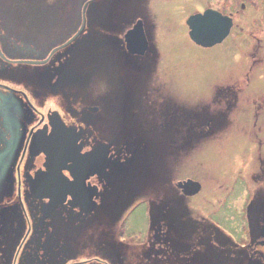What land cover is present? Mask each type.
<instances>
[{"label":"flooded vegetation","instance_id":"af4514ba","mask_svg":"<svg viewBox=\"0 0 264 264\" xmlns=\"http://www.w3.org/2000/svg\"><path fill=\"white\" fill-rule=\"evenodd\" d=\"M50 1L54 8L50 11L54 13L30 20L44 29L36 34L34 29L22 33L16 24L6 25L11 16L0 13L3 22L0 28V264H110L93 254L81 258L75 247L92 242L91 231L96 232L94 239L100 235L98 221L102 219V231L104 226L108 227L110 238L100 236L101 241L109 242L106 254L116 257L112 246L114 241L122 240V219L125 214L128 219L137 212L143 213L149 229V238L141 240H151L148 250L151 254L119 255L122 260L142 264H264V197L261 195L254 199L260 207L253 209L257 218L249 223V236L244 241L218 229H210L215 233L213 239L196 238L186 244L179 241L185 238L187 229L192 233L197 230L193 226V200L198 192L180 187L175 196L174 189H163L165 181L171 182L169 176L174 178L185 172L177 173L180 169L174 165V171L168 172L166 165L171 159L179 161L181 156L195 158L197 146L205 144L212 133V116L206 109V122L198 125L200 117L194 115V107L164 95V88L170 97L176 96L177 90L173 83L163 81L155 73L161 56L150 41L163 20L179 17L188 40L196 47L211 49L234 40L247 50L246 55L255 68V54L259 53V64L264 48V0ZM103 1L107 4L100 7ZM64 2L68 13L57 14L58 6ZM35 3L44 4L43 0ZM112 4L122 5L124 9L120 25L116 23ZM251 12L250 18L242 19ZM196 15L231 23L221 44L204 48L191 38L187 21ZM139 23L148 44L142 55L132 54L126 42V35ZM74 37L77 39L72 42ZM57 39L60 41L54 45ZM76 50L79 52L75 53ZM22 55L34 58H15ZM103 61H108V66L99 67ZM24 62L38 67L31 73L32 78L16 82L4 77L11 74V65ZM98 69L109 73L112 86L95 97L88 91L85 98L84 89L90 87ZM236 85V82L227 83L219 96L216 94L218 100L220 95L229 102L238 100L242 93L236 91ZM166 98L171 102L160 110L153 109L151 113L143 110V105L149 109ZM59 118L79 135L82 154L92 152L100 144L108 148L104 150L109 160L104 175H94L86 181L87 187L97 188L94 208L75 205L71 196L63 204L52 207L49 199H35L30 191L28 178L37 171H46V156L33 149V140L49 136ZM245 130L248 134L254 132L247 126ZM121 170L130 177L120 185L125 189L124 195L116 199L112 198L115 190L112 183ZM260 171L262 167L254 178ZM63 173L72 180L67 171ZM187 181L197 183L191 177L180 182ZM177 196H183V208ZM104 199H109L107 207L102 205ZM124 206L119 214L117 209ZM9 219L12 225L5 229ZM130 243L131 247L138 245L132 244L133 240L124 244ZM189 251L191 255H187Z\"/></svg>","mask_w":264,"mask_h":264},{"label":"rangeland","instance_id":"374dc122","mask_svg":"<svg viewBox=\"0 0 264 264\" xmlns=\"http://www.w3.org/2000/svg\"><path fill=\"white\" fill-rule=\"evenodd\" d=\"M68 1L71 3L73 0ZM43 3V5L36 4L35 0H0L2 8L0 13H9L7 15L11 16L6 25L16 24V29L22 33L34 29L36 34L44 29L39 23L35 22L34 25L30 20L33 17L54 13L50 11L53 8L51 7L53 1L43 0ZM106 4L103 1L99 6ZM121 6L112 4L117 25H120L124 19L125 13ZM58 8L60 12L57 14L68 13L65 2ZM250 14L252 12L247 13L242 19L250 18ZM2 24L1 21L0 28ZM63 24L65 25V22ZM234 35L235 32L232 37ZM224 39L216 44H221ZM59 41V39L54 40L53 44L56 45ZM150 41L152 47H155L161 56L160 65L156 69L158 71L155 73L163 81L173 83L177 90L176 96L170 97L171 94L164 88V95L175 100L174 102L194 107V115L200 117L198 125L206 122L204 116L206 109L212 116V119L210 118L212 133L205 144L197 146L195 158L191 160L192 155L190 159L181 156L179 161L175 162L171 159V163L166 165L168 172H173L174 166L180 169L177 173L185 172L178 176L174 175V178L169 176L172 178L171 182L169 184L165 181L163 189H174L176 196L175 192L179 191L182 185L180 181L187 177L194 178L200 185V190L193 200L195 210L193 226L197 230L192 233L187 229L185 238L183 240L179 238V241L186 244L196 238L213 239L215 233L211 231L212 229L229 233L233 238L244 241L249 236V223L257 218L253 209L257 210L260 207L254 199L259 195L264 197V48L260 52L259 64H257L259 53L255 54V68L251 66V61L246 55L247 50L242 45L235 44L234 40V42L228 40L211 49L198 48L188 40L183 21L179 17L171 21L163 20L161 27ZM15 58L34 57L22 55ZM21 64L11 65L9 72L11 74L4 77L8 80L15 79L16 82L32 78L31 73L38 67L26 65V62ZM94 74L96 76L92 79L90 87L84 89L85 98L88 96V91L95 97L97 93H105L112 86L109 73L98 69ZM230 82L237 83L236 91L241 90L242 96H239L238 100L229 102L220 95L218 100L216 94L219 96V91ZM149 86H152V83ZM165 87L167 88V85ZM168 98L160 100L159 103L155 102L149 109L143 105V110L145 109L146 113L147 111L151 113L157 108L160 110L170 104ZM245 126L251 131L254 129L253 134L246 133ZM260 167H262L260 175L254 178ZM178 198H180L178 204L183 208L185 200L183 196ZM122 210L123 208L117 209V212ZM126 219L127 214L122 219V240L114 241L112 246V250H116L112 251L116 257L112 258L106 254L105 247L109 242L101 241V238H110L108 227L104 226L102 231V219L98 221L100 235L97 234V238L94 239L96 232L91 231L92 242L75 247L77 255L85 258L87 254H93L99 260H106L110 264H142L139 261L122 260L119 257V255L151 254L148 251L151 240H141L149 238V229L146 227L143 213H134ZM136 239L138 240L135 241ZM132 240L134 242L132 244H138L136 247H131V243L124 244ZM216 251L221 252L219 248H216ZM187 255H191V252L189 251Z\"/></svg>","mask_w":264,"mask_h":264},{"label":"water","instance_id":"95a60500","mask_svg":"<svg viewBox=\"0 0 264 264\" xmlns=\"http://www.w3.org/2000/svg\"><path fill=\"white\" fill-rule=\"evenodd\" d=\"M187 24L191 29V38L198 45L203 46H213L221 42L231 26L229 21L219 19L211 21L206 15L193 16L189 18ZM140 25L139 23L126 35L127 47L132 54L142 55L148 46ZM76 37L72 42L76 41L78 38ZM53 126L49 136L37 137L33 140V149L46 156L44 164L46 171H37L34 177L28 178L30 191L35 199H49L52 207L63 204L66 197L71 196L75 205L94 208L96 204L93 197L96 195L97 188L87 187L86 181L94 175L99 177L104 175L109 165L104 150L108 148L100 144L92 152L82 154L81 147L78 145V134L67 128L60 118ZM63 171H67L72 180L66 177ZM129 177L125 175V171L121 170L118 176L113 178L112 186L115 190L112 198L117 199V196L124 195L125 189L120 185H123ZM181 187L190 189V192L194 193L200 190V185L194 181L182 183ZM108 201L109 199H104L102 205L107 207ZM11 225L10 219L7 220L5 229H9Z\"/></svg>","mask_w":264,"mask_h":264},{"label":"bare ground","instance_id":"6f19581e","mask_svg":"<svg viewBox=\"0 0 264 264\" xmlns=\"http://www.w3.org/2000/svg\"><path fill=\"white\" fill-rule=\"evenodd\" d=\"M79 52L78 50L75 51V53ZM105 67V66H108V61H103V63H100L99 67ZM93 66L91 67V70H92ZM93 71V70H92ZM87 76V75H86ZM91 77V76H90ZM11 148V147H9Z\"/></svg>","mask_w":264,"mask_h":264}]
</instances>
